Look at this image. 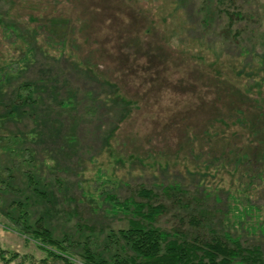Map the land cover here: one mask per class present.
Listing matches in <instances>:
<instances>
[{
	"label": "rangeland",
	"instance_id": "1",
	"mask_svg": "<svg viewBox=\"0 0 264 264\" xmlns=\"http://www.w3.org/2000/svg\"><path fill=\"white\" fill-rule=\"evenodd\" d=\"M4 64L0 143L27 142L0 150V264H63L27 238L18 203L70 264L84 243L124 256L119 231L136 217L117 204L147 202L140 188L163 205L154 226L259 248L261 261L233 264H264V0H0ZM26 81L37 104L10 120L1 109Z\"/></svg>",
	"mask_w": 264,
	"mask_h": 264
},
{
	"label": "trees",
	"instance_id": "2",
	"mask_svg": "<svg viewBox=\"0 0 264 264\" xmlns=\"http://www.w3.org/2000/svg\"><path fill=\"white\" fill-rule=\"evenodd\" d=\"M64 24L66 25V23ZM37 28L39 29V27ZM33 31H37L36 28ZM4 32L9 36H17L23 34L24 30L15 24H7L4 26ZM47 36H50V34ZM47 40L49 43L53 42L51 37H47ZM35 46L36 42L34 40L27 43V49L24 53V58L27 59V63L25 61L24 64L26 67L24 71L30 68L29 62L31 55H35V57L37 55L38 51L36 52L37 49ZM9 65L10 64H4L3 67H0V96L4 86L5 88H11L9 85L14 84L15 73L11 70L12 68H10ZM15 87L13 92L14 95L11 90V101L8 108L1 109V111L3 110V116L10 120L16 117L20 120L23 115H28V109L26 108L27 104L24 103L25 101L28 103L34 102L31 103L32 105L30 106L37 104L31 97L33 89L29 81L21 85L18 84ZM112 87L113 90H115V85L112 84ZM3 94L5 95V93ZM115 94H117V91ZM119 100L125 103L124 97L122 98L121 95L116 96L115 102L119 103ZM64 104L65 107L69 105L68 101L64 102ZM25 132L27 131H24V133ZM23 135L24 134L17 135L13 133V135L7 136L6 139L0 143L2 154H18L27 142L23 139ZM32 181L35 183L33 178ZM175 187L174 190L179 188V186ZM2 190L4 189L0 188V191ZM136 194L142 199H146L147 202H139L135 201L134 198H130L117 204L124 210V213L132 214L136 217L128 220V228L119 231L124 242L122 245L123 247H120L124 256H120L118 253H114V255L112 253L106 255L102 253L95 254L96 252L91 251L90 247L84 243L81 244L84 253V264H233L237 258H239L240 263L258 262L260 260L261 252L259 248L246 249L238 241H233L234 244H230L224 241L219 235L211 237L208 240H190L186 239L183 233H178V235L174 231L170 233L154 226L153 223L156 217H158L164 209L163 205L152 204L151 197H153V192L149 189L140 188ZM42 197L45 199L46 195H42ZM115 203H117V201H115ZM14 211L17 212V222L20 221L22 227L31 235V237L26 236L27 238H35L39 246L46 251L48 255L59 258L62 260L63 264H70L69 258L71 256L66 255L67 253L63 241L54 238L49 229L45 228L44 230H39L37 228L38 224H43V218L33 221L35 223L31 222L30 220L32 217L29 215L23 203H18ZM9 217L10 220L16 223L11 215H9ZM17 228L16 230H18L21 235L24 234L21 231V227L19 228L18 226ZM126 248L129 249V256L126 255L124 251ZM41 264H47V262L43 261Z\"/></svg>",
	"mask_w": 264,
	"mask_h": 264
}]
</instances>
